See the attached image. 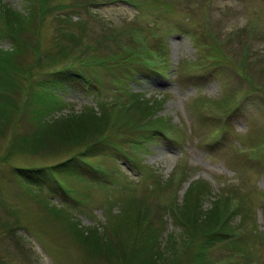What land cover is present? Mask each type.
<instances>
[{
    "label": "rangeland",
    "instance_id": "374dc122",
    "mask_svg": "<svg viewBox=\"0 0 264 264\" xmlns=\"http://www.w3.org/2000/svg\"><path fill=\"white\" fill-rule=\"evenodd\" d=\"M0 56V264H146L184 194L216 239L166 262L264 264V0H0ZM86 109L99 146L96 123H58L14 151ZM131 209L136 243L95 244Z\"/></svg>",
    "mask_w": 264,
    "mask_h": 264
},
{
    "label": "trees",
    "instance_id": "16d2710c",
    "mask_svg": "<svg viewBox=\"0 0 264 264\" xmlns=\"http://www.w3.org/2000/svg\"><path fill=\"white\" fill-rule=\"evenodd\" d=\"M6 15H8L7 11H6ZM15 15H16V13H15ZM18 18H19V16L17 15L16 19H18ZM11 19L13 21L14 18L12 17ZM15 22L17 23L18 21H15ZM8 27L10 28V25ZM3 55L5 56L6 59L10 58L9 54L5 55L3 53ZM0 59H2L1 56H0ZM140 100H142V99H140ZM86 111H87V109H86ZM3 112H4V110H3L2 106H0V113H3ZM87 112H89L91 116H88V114H86V113L85 114L82 113L78 117L76 116L77 118L73 121H67L66 119H63V120H59V121H51L50 122V121L45 120V121L41 122V124L39 125L40 132L37 135V137H33L32 139L26 138V140H22V143L21 142H19V144L17 143L16 145L13 146L14 151H19V150L22 151L23 150V151H27V152L28 151L37 152L41 146H43L47 143H49V144L56 143V141H58L59 139H57L53 136H56L55 130L58 129V126H59L58 123H61V126L65 127V128H67L66 125L67 126L68 125H79L80 123H86V122L96 123L97 127L99 128L100 133L97 134L96 137L93 136V138H96V139L91 141L90 144L93 145L92 146L93 148H94V146H99L101 143L105 142V136L101 137L103 134V131H102L103 125L102 124H103V120H104V113L100 114L99 111L95 112L94 110H88ZM7 120H8V118H7ZM7 120H6V122H7ZM74 135H77V134H73V136H71V138L66 139L65 142L78 145L75 148V150H76L80 146H83L84 144L83 143L78 144V142H76L75 139H73L74 137H76ZM99 137H101V138L98 139ZM87 138L88 137L82 136L81 141H83L84 143H87L86 142L88 140ZM62 142H64V141L62 140ZM90 144H88V145H90ZM88 145H87V147H89ZM72 146H74V145H71V147ZM78 151H79V149H78ZM76 153H80V151L76 152ZM159 184L161 185V183H159ZM202 188H205V191L207 190V192H209V194H210V190H208V188H206L200 184L199 189L203 190ZM150 192H153V190ZM189 196L190 195H185V194L183 196V199L187 202V204H188L187 200H189ZM143 200H145V199L143 198ZM234 200H235V202H233V201L229 202V207L233 206L238 201V199L237 200L234 199ZM107 201H110V200L107 198ZM187 204H178V205H176L175 210L174 209L172 210L173 212L171 213V215L176 216V214H178V217L176 216L177 221L175 223L177 228L173 230L169 239H167V241L164 242L156 252H152L154 256H150L151 259L149 261L144 260V262L146 264H169L168 262H166L169 259L172 262H173L174 258L181 259L182 257L185 256V250L187 249L188 245L196 237L206 236L205 240L208 238L209 239H216V233L215 232L218 228L216 227L215 229H211L208 226V224L212 221V219L210 220L207 218V216L211 217L210 214H206V216H204V224L201 223V225L196 228L197 233L195 235H192L190 233V229H188L187 224H186L187 221L185 222L183 219L179 218V216H181V217L184 216L186 219L187 215L190 213V210L196 208V207L192 208V206H189ZM212 205L215 206L216 204L214 203ZM132 208L135 210V207H132ZM133 209H131L129 211V214L126 212H119L118 215L112 214L109 218H107L106 219V225H104L103 228L100 229V233L98 232L101 236L97 233V231H94L95 232L94 235L96 237L95 244L98 243L97 242V240H98L99 241V243H98L99 247L106 246L107 242L108 243L112 242L111 237H113V233H115L113 238H117V237H119L117 233H118V231H121V230L122 231L120 234L122 237L125 236V237H127V239H131V241L129 242L130 244L136 243L137 238L135 237V235L133 237L132 236L130 237L131 234L128 233L127 230L124 229V227H126V226L131 227V228H134L136 226L135 222H134V218H135V216H137V218L139 219V215H138V213L134 212ZM194 210L197 211V213L200 212V210H198L197 208ZM143 215H144V219L146 220L144 213H143ZM140 219H141V221H143V218H141V216H140ZM197 220H198V218H195V221H197ZM203 226L205 227V229L202 228ZM136 228H134V229H136ZM177 229H178V231H177ZM89 232H90V230L85 232L84 234L87 233V235H88ZM94 235H92L91 237L94 238ZM147 238L150 239V241H148V245H151V247H152L153 244L157 241L158 236H155V234H152V235H149ZM126 243H127V241H126ZM174 243L175 244L179 243L180 245H178V247H176V245H174ZM127 245H129V244H127ZM135 257H137V255L132 256V258H134L135 260L137 259L136 264H140V263H138V261H140V258H135ZM193 259H194V262L196 263L197 259H195V258H193Z\"/></svg>",
    "mask_w": 264,
    "mask_h": 264
}]
</instances>
